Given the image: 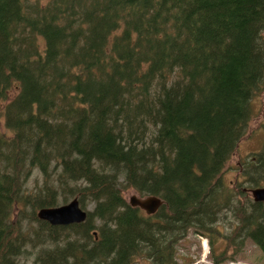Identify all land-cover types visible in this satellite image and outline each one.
Masks as SVG:
<instances>
[{"label":"trees","instance_id":"trees-1","mask_svg":"<svg viewBox=\"0 0 264 264\" xmlns=\"http://www.w3.org/2000/svg\"><path fill=\"white\" fill-rule=\"evenodd\" d=\"M263 92L264 0H0V264H177L191 229L264 253V139L224 179Z\"/></svg>","mask_w":264,"mask_h":264},{"label":"rangeland","instance_id":"rangeland-1","mask_svg":"<svg viewBox=\"0 0 264 264\" xmlns=\"http://www.w3.org/2000/svg\"><path fill=\"white\" fill-rule=\"evenodd\" d=\"M252 106L255 111V116L250 121L248 131L239 142L236 151L230 160L229 169L224 174L225 182L228 184L234 183L236 180L242 181L239 175L241 162L248 159L252 152H256L262 147L264 137L260 125L264 120V92L252 100ZM0 129L2 131L5 129L3 127L2 117H0ZM35 177L36 172L29 180V185L32 186V184L36 182L37 178ZM133 194L135 193L130 190L124 192L126 200H128V197ZM86 207L87 209H92V203L87 204ZM230 216L231 215L228 214L226 218L222 220L224 223L220 224V229H222V225L225 228V231L231 229L232 217ZM205 239L206 236L204 234L200 235L199 233L194 232L193 229L189 230L187 235L177 244V264H213V260L210 256V242H206L207 245L205 250L203 247ZM224 244L225 243L221 240L216 239L213 245L217 251L224 248ZM231 261H233L232 264H264V253L250 240H246L242 250L235 255L233 259L226 260V264H231ZM20 262V264H34L31 259L21 258Z\"/></svg>","mask_w":264,"mask_h":264},{"label":"water","instance_id":"water-1","mask_svg":"<svg viewBox=\"0 0 264 264\" xmlns=\"http://www.w3.org/2000/svg\"><path fill=\"white\" fill-rule=\"evenodd\" d=\"M251 195L254 201H264V186L253 189ZM161 203V199L155 196L139 197L133 195L129 198L130 205L138 206L147 213L154 211ZM37 216L49 221L50 224L65 225L83 221L86 213L79 208L77 200L73 199L59 207L41 208L38 210Z\"/></svg>","mask_w":264,"mask_h":264},{"label":"bare ground","instance_id":"bare-ground-1","mask_svg":"<svg viewBox=\"0 0 264 264\" xmlns=\"http://www.w3.org/2000/svg\"><path fill=\"white\" fill-rule=\"evenodd\" d=\"M89 168V167H88ZM147 196H150V195H143V197H147ZM163 204V202L157 207V208H155V210L154 211H152L151 213H149V215L150 214H154L158 209H159V207L161 206ZM131 207H137V206H132V205H130ZM85 221V220H84ZM202 233V232H201ZM96 234V232L94 233V235ZM200 235H203V234H200ZM211 242V241H210ZM221 263V262H220Z\"/></svg>","mask_w":264,"mask_h":264}]
</instances>
